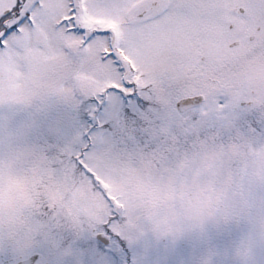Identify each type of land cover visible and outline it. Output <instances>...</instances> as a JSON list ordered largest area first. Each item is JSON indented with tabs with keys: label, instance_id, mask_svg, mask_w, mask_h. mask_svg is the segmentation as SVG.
<instances>
[{
	"label": "snow or ice",
	"instance_id": "snow-or-ice-1",
	"mask_svg": "<svg viewBox=\"0 0 264 264\" xmlns=\"http://www.w3.org/2000/svg\"><path fill=\"white\" fill-rule=\"evenodd\" d=\"M0 264H264V0H0Z\"/></svg>",
	"mask_w": 264,
	"mask_h": 264
}]
</instances>
